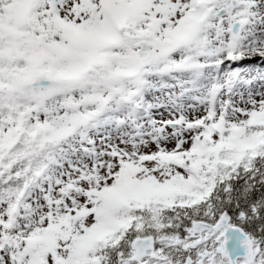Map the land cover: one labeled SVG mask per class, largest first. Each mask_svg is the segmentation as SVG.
<instances>
[{"label": "snow or ice", "instance_id": "snow-or-ice-1", "mask_svg": "<svg viewBox=\"0 0 264 264\" xmlns=\"http://www.w3.org/2000/svg\"><path fill=\"white\" fill-rule=\"evenodd\" d=\"M0 264H264V0H0Z\"/></svg>", "mask_w": 264, "mask_h": 264}]
</instances>
